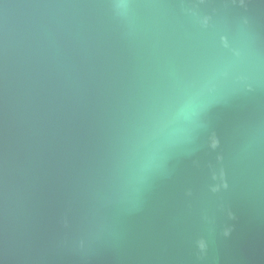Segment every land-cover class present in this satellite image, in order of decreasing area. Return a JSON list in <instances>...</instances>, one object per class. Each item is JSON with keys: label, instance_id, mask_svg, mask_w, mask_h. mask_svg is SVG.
Wrapping results in <instances>:
<instances>
[{"label": "water", "instance_id": "1", "mask_svg": "<svg viewBox=\"0 0 264 264\" xmlns=\"http://www.w3.org/2000/svg\"><path fill=\"white\" fill-rule=\"evenodd\" d=\"M0 264H264V0H0Z\"/></svg>", "mask_w": 264, "mask_h": 264}]
</instances>
